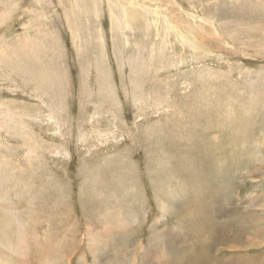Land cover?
Wrapping results in <instances>:
<instances>
[{
  "label": "rangeland",
  "instance_id": "374dc122",
  "mask_svg": "<svg viewBox=\"0 0 264 264\" xmlns=\"http://www.w3.org/2000/svg\"><path fill=\"white\" fill-rule=\"evenodd\" d=\"M205 208L264 264V0H0V264H163Z\"/></svg>",
  "mask_w": 264,
  "mask_h": 264
},
{
  "label": "bare ground",
  "instance_id": "6f19581e",
  "mask_svg": "<svg viewBox=\"0 0 264 264\" xmlns=\"http://www.w3.org/2000/svg\"><path fill=\"white\" fill-rule=\"evenodd\" d=\"M134 82V81H133ZM138 94V93H137ZM197 125V124H196ZM153 131V130H152ZM154 132V131H153ZM237 132V131H236ZM146 135V134H145ZM159 136V135H158ZM169 140V139H168ZM171 156V155H170ZM167 158V157H166ZM241 161V160H240ZM173 162V161H172ZM159 165V164H158ZM173 169V168H172ZM175 169V168H174ZM172 171V170H171ZM221 171V170H220ZM174 172V171H173ZM197 172V170H196ZM199 173V172H198ZM174 175V173H173ZM221 175V174H219ZM203 180V178H202ZM205 180V179H204ZM225 180V179H224ZM204 182V181H203ZM206 182V181H205ZM204 182V183H205ZM212 184L213 182H209L208 184ZM217 183V182H216ZM164 184V183H163ZM215 185V184H214ZM219 185V184H217ZM167 186V185H166ZM213 186V185H212ZM223 186H224V183H223ZM164 189V188H163ZM203 189H206V187H203ZM214 189V188H213ZM226 189V186L225 188ZM227 191V190H226ZM230 191V190H229ZM223 193V192H221ZM225 194V193H223ZM222 194V195H223ZM229 194V193H228ZM163 194H161L162 196ZM160 196V195H159ZM158 196V197H159ZM100 197V196H99ZM169 197V196H167ZM214 197V196H213ZM165 198V197H164ZM161 198L159 197L158 201L161 202ZM168 201V200H167ZM162 203V202H161ZM159 205V204H158ZM164 205V204H163ZM168 205V204H167ZM162 209V208H161ZM168 208H166V206H163V210L164 212L167 211ZM217 210L220 209V206H217L216 207ZM198 210V209H197ZM214 211H206V208H205V211H204V214H203V218H202V223L200 225V231L196 232V233H193L191 236L193 239H195L199 244L197 245H190L188 243H185V241H181L182 240H186L184 235L180 233V225H177L175 223H173L172 225H167L163 230H161L160 232H155L153 234V236L151 237V239L149 240V242L147 241V246L145 248V256L146 257H149V258H156L158 259L159 263L160 262H164L163 264H175V259L174 261L172 262L171 261V258H172V254L170 253L165 259L164 257H162L161 255V251L163 252L165 250V252L169 251V248L172 250V253L173 251L175 250V255L177 254H184V253H190L191 254V258L189 259V264H203L204 261L200 258V254L204 252L205 248L202 249V243L205 241V238L203 237V234L205 233V229L207 230H210V231H206V232H209L208 233V239H211L215 236L216 234V230L213 227V225L215 224L214 223V218L213 216L211 215ZM247 212V211H246ZM234 212L232 213H229L227 214V216H229L230 214H233ZM253 214V213H252ZM240 213H237V216H239ZM235 215H233L231 217V219L234 217ZM231 219H227L226 220V224L223 222L221 224H217L218 227L220 228V234L222 236H227V239L228 240H232L235 239L238 235L237 234H231L233 229L235 228V226H238V222L235 221V219L231 220ZM252 220V219H251ZM255 220V219H254ZM159 221V216L156 217V222ZM181 221V220H180ZM184 225V222L181 221ZM181 222H179V224H181ZM235 222V224H234ZM108 224L110 222H107ZM243 223V222H242ZM256 223V222H255ZM253 224V222H252ZM158 225V224H157ZM243 226V228L246 230L247 229V226L248 225H241ZM251 226V225H250ZM92 227V226H90ZM108 228L110 230L111 228V223L110 225H108ZM198 228V227H197ZM196 228V229H197ZM250 228V227H249ZM253 228V227H252ZM257 228V226H256ZM90 229V228H89ZM124 229V228H123ZM127 231V230H126ZM121 232V231H120ZM231 232V233H230ZM110 233V232H109ZM120 234V233H119ZM124 234V233H123ZM122 234V235H123ZM121 235V236H122ZM125 235V234H124ZM186 235V234H185ZM126 236V235H125ZM232 236V237H231ZM111 237H112V241L114 240L115 236L111 233ZM21 238L25 241V238L21 235ZM231 238V239H230ZM1 239V237H0ZM121 239V238H120ZM127 239V237H126ZM125 239V240H126ZM217 239V238H216ZM26 242V241H25ZM162 243H165V244H168L169 248H167L165 245L161 246V248L159 247ZM12 246V245H11ZM125 246V245H123ZM15 247V246H14ZM159 247V248H158ZM232 245L231 246H227L226 249H232ZM119 249V248H118ZM123 249V248H122ZM180 249L182 252H180ZM121 249L119 251V253H121ZM128 251V249H127ZM22 252V247L19 249V251L17 253H21ZM43 252H47L50 254L51 252V249L49 248H43ZM58 252V251H57ZM94 252H97V253H94ZM53 253V252H51ZM91 253H94L96 254V258L97 259H100V253H98V249H91ZM46 254V253H45ZM128 254V253H127ZM206 254L208 255V251H206ZM236 259H237V262L240 263V264H252L254 263V261L252 260V257L249 256V255H244V256H239V255H235ZM47 259V258H46ZM165 260V261H163ZM27 261H25L24 264H26ZM114 263L113 264H120V262H116V261H113ZM144 262L146 264H150V263H147V260L144 259ZM126 261L125 259L122 261V264H125ZM225 264V263H223Z\"/></svg>",
  "mask_w": 264,
  "mask_h": 264
},
{
  "label": "crops",
  "instance_id": "0c3cea01",
  "mask_svg": "<svg viewBox=\"0 0 264 264\" xmlns=\"http://www.w3.org/2000/svg\"><path fill=\"white\" fill-rule=\"evenodd\" d=\"M256 222V223H255ZM255 226L253 225V235H254V239H253V245L255 246L256 242L259 240V237L264 238V233H261V227L263 225V222L259 221L257 218L254 221ZM257 226V228H256ZM258 258L262 261L264 258V253L262 251H259V255ZM254 260H256V258H253Z\"/></svg>",
  "mask_w": 264,
  "mask_h": 264
}]
</instances>
